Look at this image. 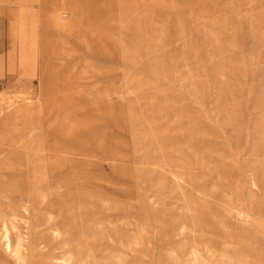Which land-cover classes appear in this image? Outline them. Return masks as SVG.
<instances>
[{
    "label": "rangeland",
    "instance_id": "obj_1",
    "mask_svg": "<svg viewBox=\"0 0 264 264\" xmlns=\"http://www.w3.org/2000/svg\"><path fill=\"white\" fill-rule=\"evenodd\" d=\"M42 4L57 37L20 38L26 79L0 78V215L26 217L29 264L64 243L86 264H193L206 245L264 264V0ZM51 103L66 113L42 130Z\"/></svg>",
    "mask_w": 264,
    "mask_h": 264
},
{
    "label": "bare ground",
    "instance_id": "obj_2",
    "mask_svg": "<svg viewBox=\"0 0 264 264\" xmlns=\"http://www.w3.org/2000/svg\"><path fill=\"white\" fill-rule=\"evenodd\" d=\"M2 1H9V0H2ZM24 0H20L19 2H23ZM12 13V12H11ZM26 15V14H25ZM24 17V16H23ZM27 17V16H26ZM22 18V17H21ZM25 18V17H24ZM26 19V18H25ZM28 19V18H27ZM24 20V19H23ZM181 51V50H180ZM179 54V53H178ZM79 57V56H78ZM15 57L12 56V59H14ZM61 59V58H59ZM64 61V60H63ZM15 62V61H14ZM10 63V62H9ZM62 63V62H61ZM86 63V62H85ZM84 63V64H85ZM12 67V66H11ZM1 68V65H0ZM77 70V69H76ZM80 70V69H79ZM61 71V70H60ZM74 73V72H73ZM77 73V72H76ZM79 73V72H78ZM59 74V73H57ZM72 74V73H71ZM206 74V73H205ZM70 78L71 76L68 75ZM68 76L67 79H68ZM112 76V75H111ZM60 77V76H59ZM69 78V79H70ZM121 78V77H120ZM61 79V78H60ZM116 79V78H114ZM57 80V79H56ZM63 80V79H62ZM58 81V80H57ZM71 82V81H70ZM119 82V80H118ZM117 82V83H118ZM69 83V82H68ZM127 83V82H126ZM59 86V85H56ZM61 86V85H60ZM71 86V84H70ZM81 87V86H80ZM89 87V86H88ZM125 87V86H124ZM60 88V87H59ZM66 88V87H65ZM53 89V88H52ZM58 89V88H57ZM56 89V91H57ZM84 89V88H83ZM125 89V88H124ZM66 91V89H64ZM101 90V89H100ZM47 91V90H46ZM53 91V90H52ZM51 91V92H52ZM78 91V90H77ZM64 92V91H63ZM63 92H61L63 94ZM58 93V92H57ZM65 93V92H64ZM52 94V93H50ZM82 94V93H81ZM57 95V94H56ZM84 95V94H83ZM109 95V93H108ZM77 96V95H76ZM65 97V96H64ZM83 98V97H82ZM110 98V97H109ZM66 99V98H65ZM104 100V99H103ZM100 101V100H99ZM65 102V101H64ZM62 102V103H64ZM90 103V102H89ZM93 102H91L92 104ZM95 103V102H94ZM54 103H51L50 106H48V108H44L43 104H39L36 107V115L35 118H37V123H39L38 127L41 128L42 130L45 127V124L52 118V117H47L49 116V114L51 113V116L56 117L58 115L61 116V114H65L66 113V108L67 106L65 104H58V109H56V111H54V107H53ZM69 105V104H68ZM101 108V107H100ZM103 108V107H102ZM96 109V108H95ZM75 110V109H74ZM99 110V109H97ZM101 110V109H100ZM114 114V113H113ZM79 121V120H78ZM65 123L64 120H61L59 122V124H63ZM102 124V123H101ZM37 126V125H36ZM45 132V130H44ZM70 133H66L65 135H69ZM23 142V141H22ZM108 145V144H106ZM96 146V145H95ZM107 147V146H106ZM110 147V146H108ZM106 149V148H105ZM109 149V148H108ZM52 150L56 153L53 154V156L59 157L61 156V152L56 151L55 148H52ZM124 150V149H123ZM110 151V149H109ZM108 151V152H109ZM127 151V150H126ZM112 152V151H111ZM108 154V153H107ZM104 155V153H103ZM109 155V154H108ZM102 156V154H101ZM97 157V156H96ZM109 157V156H108ZM102 159V158H101ZM105 160V159H104ZM31 161V160H29ZM109 161V160H108ZM113 161V160H111ZM124 162V161H123ZM98 163V162H97ZM97 163L95 165H97ZM130 163V162H129ZM103 164V163H102ZM121 166V165H119ZM127 167V166H126ZM155 167V166H154ZM195 167V166H194ZM109 170V169H108ZM160 170V169H159ZM165 171V170H164ZM52 172V171H51ZM54 173V170H53ZM73 173V172H72ZM176 173V172H175ZM180 173V172H179ZM174 175V174H173ZM177 178H180L179 175H176ZM104 178V176H103ZM102 178V179H103ZM175 178V180L177 179ZM105 179V178H104ZM111 179V178H110ZM181 179V178H180ZM181 182V181H180ZM113 185V184H112ZM40 193H41V201L45 200L46 198V193H45V189L43 187L40 188ZM21 200L19 201V206L26 209V201L21 197ZM236 207V206H235ZM233 207V208H235ZM242 207V206H241ZM11 210V209H10ZM252 211V210H251ZM11 212V211H10ZM236 212L241 215L242 217H244L245 221H248L251 217L250 212H248L247 210L240 208V207H236ZM236 216V214H235ZM236 218V217H235ZM53 220V215H51V213H49L48 211H45L44 214V219L43 222L47 223V222H51ZM251 221V220H250ZM35 222V221H34ZM127 222V221H126ZM131 222V221H130ZM128 224V223H127ZM190 224V223H189ZM233 224V223H231ZM132 226V225H131ZM183 227L180 229L183 231H185L186 229H190L192 231H194V226L192 227L191 225L186 226V225H182ZM191 226V227H190ZM147 229V228H146ZM150 229V228H149ZM58 230H61L59 228V226L55 225L53 227L49 226V231L45 236H41L39 239V245L45 249L46 246H48V243L46 242V238L47 236H57L59 233ZM189 230H187L188 232ZM235 232V231H234ZM233 232V233H234ZM123 233V232H122ZM181 233V232H180ZM183 233V232H182ZM181 233V234H182ZM190 233V232H189ZM206 233V232H205ZM112 235V234H111ZM123 234H121L122 236ZM186 235V233H185ZM60 236V235H59ZM68 236V235H67ZM65 236V237H67ZM115 236V235H113ZM120 236V237H121ZM143 236V235H142ZM180 236V235H179ZM64 237V238H65ZM120 237L118 239H120ZM189 237V236H188ZM36 238V237H35ZM60 238V237H59ZM117 238V237H116ZM122 240L124 237H121ZM149 238V237H148ZM58 239V237H57ZM146 239V236H145ZM189 239V238H188ZM196 239V238H195ZM59 240V239H58ZM67 240V239H66ZM125 240V238H124ZM123 240V241H124ZM186 240V239H185ZM52 241V240H51ZM64 241V240H63ZM126 241V240H125ZM150 241V240H149ZM152 242V241H150ZM183 242V241H181ZM236 243V242H235ZM234 244V243H233ZM0 245L2 247V250L4 252H8L11 253V255L14 256V259L16 262H18V264H29L30 261V257H31V232H30V225L27 226V219L25 216H23L20 212L15 211L13 213L12 217H6V216H1L0 215ZM59 246L60 243H59ZM68 246V245H67ZM207 246V250L206 253L201 252L199 249L193 248L191 254H192V260L194 261L193 264H228V263H232L233 260L236 258L237 261L244 263L245 262V256L243 255H234L232 253L227 252V249H219V248H215L213 247H208ZM196 247V246H194ZM58 248V247H57ZM70 248V246H69ZM73 248V247H72ZM42 249V250H43ZM56 249V248H55ZM61 249V248H60ZM74 249V248H73ZM72 249V250H73ZM237 249V248H236ZM1 250V249H0ZM53 251V250H52ZM176 251V250H173ZM191 251V250H190ZM83 252V251H82ZM178 252V251H177ZM238 251H236L237 253ZM171 254V253H170ZM175 254V253H174ZM178 255V253L176 254ZM187 255V252H186ZM87 256V255H86ZM117 256V254H115V257ZM10 257V256H9ZM84 257V256H83ZM190 258V257H189ZM188 258V259H189ZM86 259V258H84ZM84 259L81 258H77L75 256V254L73 253V251H71L70 249H66V244L64 243L63 245V251L61 253V255L57 256L54 255V253L52 254L51 251L48 254L47 259H42L39 258L35 264H86ZM118 260V258H117ZM116 261V260H115ZM250 261V260H249ZM115 263V262H113Z\"/></svg>",
    "mask_w": 264,
    "mask_h": 264
},
{
    "label": "crops",
    "instance_id": "obj_3",
    "mask_svg": "<svg viewBox=\"0 0 264 264\" xmlns=\"http://www.w3.org/2000/svg\"><path fill=\"white\" fill-rule=\"evenodd\" d=\"M0 0V38L5 39V43L0 44V78L9 76V74H17L21 79H26L21 75V69L16 63V71H10L9 62L11 56H15L14 60L19 62L20 54V38H31L35 40V54L38 53L39 40L57 37L59 27V19L54 14L49 16H42V3H37L38 0ZM55 1V0H45ZM46 5V3H44ZM64 4V3H62ZM28 12L27 18H21ZM12 12V13H11ZM53 12V11H52ZM19 16V17H17ZM24 19V20H23ZM57 19V20H56ZM56 33V34H55ZM15 38L19 41L13 44L12 40ZM1 43V42H0ZM41 47V46H40Z\"/></svg>",
    "mask_w": 264,
    "mask_h": 264
}]
</instances>
